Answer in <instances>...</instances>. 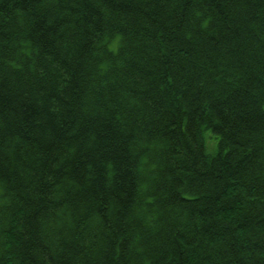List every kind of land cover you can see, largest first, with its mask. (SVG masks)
I'll return each mask as SVG.
<instances>
[{"label":"trees","instance_id":"1","mask_svg":"<svg viewBox=\"0 0 264 264\" xmlns=\"http://www.w3.org/2000/svg\"><path fill=\"white\" fill-rule=\"evenodd\" d=\"M0 264H264V0H0Z\"/></svg>","mask_w":264,"mask_h":264},{"label":"rangeland","instance_id":"2","mask_svg":"<svg viewBox=\"0 0 264 264\" xmlns=\"http://www.w3.org/2000/svg\"><path fill=\"white\" fill-rule=\"evenodd\" d=\"M116 39L117 37L113 39V41H115ZM207 133L208 132H206V134L204 135V151L208 156H212L217 151V140L215 137L212 136L211 133Z\"/></svg>","mask_w":264,"mask_h":264}]
</instances>
